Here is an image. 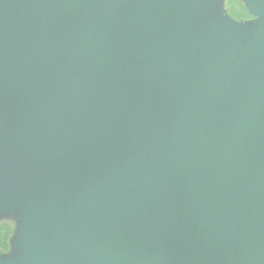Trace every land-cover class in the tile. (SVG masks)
I'll return each instance as SVG.
<instances>
[{"label": "water", "instance_id": "1", "mask_svg": "<svg viewBox=\"0 0 264 264\" xmlns=\"http://www.w3.org/2000/svg\"><path fill=\"white\" fill-rule=\"evenodd\" d=\"M215 1L0 0V264H264V0Z\"/></svg>", "mask_w": 264, "mask_h": 264}, {"label": "rangeland", "instance_id": "2", "mask_svg": "<svg viewBox=\"0 0 264 264\" xmlns=\"http://www.w3.org/2000/svg\"><path fill=\"white\" fill-rule=\"evenodd\" d=\"M203 19H197L196 25L203 29L212 20L228 17L245 27H254L261 22V17L253 14L248 8L246 0H216ZM0 224H7L12 228L9 239V249L0 251V260L18 261L23 256V250L18 245L24 218L19 210L0 209Z\"/></svg>", "mask_w": 264, "mask_h": 264}, {"label": "trees", "instance_id": "3", "mask_svg": "<svg viewBox=\"0 0 264 264\" xmlns=\"http://www.w3.org/2000/svg\"><path fill=\"white\" fill-rule=\"evenodd\" d=\"M12 235V228L7 224H0V246L9 249V239ZM4 252V251H1Z\"/></svg>", "mask_w": 264, "mask_h": 264}, {"label": "clouds", "instance_id": "4", "mask_svg": "<svg viewBox=\"0 0 264 264\" xmlns=\"http://www.w3.org/2000/svg\"><path fill=\"white\" fill-rule=\"evenodd\" d=\"M0 251H4V252H6V251H7V248L4 247V246H0Z\"/></svg>", "mask_w": 264, "mask_h": 264}]
</instances>
